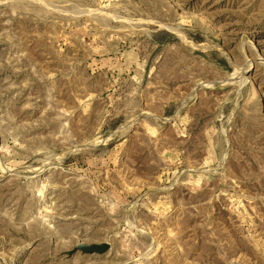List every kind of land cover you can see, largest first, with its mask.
Returning a JSON list of instances; mask_svg holds the SVG:
<instances>
[{"label": "rangeland", "instance_id": "obj_1", "mask_svg": "<svg viewBox=\"0 0 264 264\" xmlns=\"http://www.w3.org/2000/svg\"><path fill=\"white\" fill-rule=\"evenodd\" d=\"M0 264H264V0H0Z\"/></svg>", "mask_w": 264, "mask_h": 264}, {"label": "water", "instance_id": "obj_2", "mask_svg": "<svg viewBox=\"0 0 264 264\" xmlns=\"http://www.w3.org/2000/svg\"><path fill=\"white\" fill-rule=\"evenodd\" d=\"M99 249V250H106L107 249V243H101V244H99V245H97L96 247H95V249Z\"/></svg>", "mask_w": 264, "mask_h": 264}]
</instances>
